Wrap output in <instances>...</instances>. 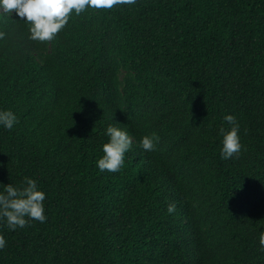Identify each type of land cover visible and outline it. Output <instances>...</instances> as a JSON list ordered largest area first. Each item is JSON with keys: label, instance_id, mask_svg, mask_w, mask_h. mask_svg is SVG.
I'll return each mask as SVG.
<instances>
[{"label": "trees", "instance_id": "16d2710c", "mask_svg": "<svg viewBox=\"0 0 264 264\" xmlns=\"http://www.w3.org/2000/svg\"><path fill=\"white\" fill-rule=\"evenodd\" d=\"M19 19L0 10V184L35 179L47 220L0 223V264H264V0L88 8L43 42ZM116 123L133 146L101 172Z\"/></svg>", "mask_w": 264, "mask_h": 264}, {"label": "clouds", "instance_id": "9594fccd", "mask_svg": "<svg viewBox=\"0 0 264 264\" xmlns=\"http://www.w3.org/2000/svg\"><path fill=\"white\" fill-rule=\"evenodd\" d=\"M137 0H0V10L5 13H15L19 20L29 24L30 39L35 41H51L68 24L71 14L80 15L88 8L112 9L117 5H134ZM5 36L0 32V39ZM224 120L230 129L221 128L222 148L221 157L231 159L242 149L239 135L240 125L236 118L229 114ZM19 123V118L11 109L0 108V128L12 130ZM119 123L109 125L105 135L108 142L102 145L104 155L96 161L101 172H119L125 163V154L133 146V140L127 127ZM159 137L153 133L142 137L140 147L150 152L155 149ZM2 185L0 190V223L10 231L18 227L24 228L30 220L46 222L45 214L46 193L38 186L35 179L25 177L20 184L9 183ZM169 214L175 211V205L169 204ZM7 240L0 233V250L6 247ZM259 245L264 250V232L259 235Z\"/></svg>", "mask_w": 264, "mask_h": 264}]
</instances>
